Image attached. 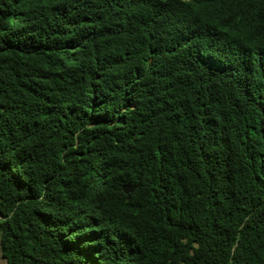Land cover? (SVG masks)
Masks as SVG:
<instances>
[{"label": "trees", "instance_id": "trees-1", "mask_svg": "<svg viewBox=\"0 0 264 264\" xmlns=\"http://www.w3.org/2000/svg\"><path fill=\"white\" fill-rule=\"evenodd\" d=\"M0 255L264 264V0H0Z\"/></svg>", "mask_w": 264, "mask_h": 264}, {"label": "water", "instance_id": "water-1", "mask_svg": "<svg viewBox=\"0 0 264 264\" xmlns=\"http://www.w3.org/2000/svg\"><path fill=\"white\" fill-rule=\"evenodd\" d=\"M133 188L134 187H132V186H125V187H123V191L125 193H129V192H131L133 190Z\"/></svg>", "mask_w": 264, "mask_h": 264}, {"label": "rangeland", "instance_id": "rangeland-1", "mask_svg": "<svg viewBox=\"0 0 264 264\" xmlns=\"http://www.w3.org/2000/svg\"><path fill=\"white\" fill-rule=\"evenodd\" d=\"M0 263L5 264L3 259L1 258V255H0Z\"/></svg>", "mask_w": 264, "mask_h": 264}, {"label": "bare ground", "instance_id": "bare-ground-1", "mask_svg": "<svg viewBox=\"0 0 264 264\" xmlns=\"http://www.w3.org/2000/svg\"><path fill=\"white\" fill-rule=\"evenodd\" d=\"M0 264H2V263H0Z\"/></svg>", "mask_w": 264, "mask_h": 264}]
</instances>
